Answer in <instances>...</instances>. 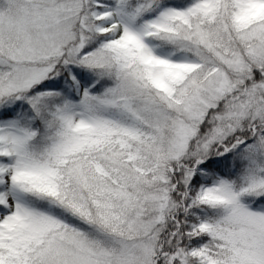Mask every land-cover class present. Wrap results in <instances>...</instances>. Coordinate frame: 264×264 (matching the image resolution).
<instances>
[{
	"label": "snow or ice",
	"instance_id": "snow-or-ice-1",
	"mask_svg": "<svg viewBox=\"0 0 264 264\" xmlns=\"http://www.w3.org/2000/svg\"><path fill=\"white\" fill-rule=\"evenodd\" d=\"M0 264H264V0H0Z\"/></svg>",
	"mask_w": 264,
	"mask_h": 264
}]
</instances>
